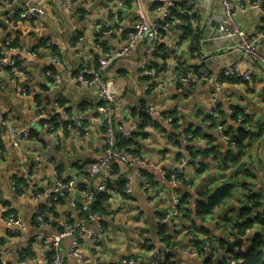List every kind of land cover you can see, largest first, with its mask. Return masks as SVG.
<instances>
[{"label": "crops", "instance_id": "crops-1", "mask_svg": "<svg viewBox=\"0 0 264 264\" xmlns=\"http://www.w3.org/2000/svg\"><path fill=\"white\" fill-rule=\"evenodd\" d=\"M6 1L36 6V0H0V49L4 51L12 41L18 52L10 58L29 77L27 81L15 77L0 57V107L7 121L0 125V192L4 200L0 216L6 209L26 225L20 237H13L0 221V264H47L49 248L38 245L22 254L20 250L35 239L53 240L67 226L82 220L69 195L50 209L49 226L38 228L34 217L47 201L33 194L20 195L12 184L18 178L35 192L43 188L45 180L54 183L58 168L62 180L78 187L76 195L87 184H100L89 170L108 144L105 115L99 110L101 93L96 86L78 85L75 77L83 67H98L105 53L123 51L139 21L159 23L172 4V21L160 26L156 49L148 40H141L102 76L115 95L112 115L116 130L131 133L118 146L128 142L130 147L123 149L127 154L153 166L146 171L152 191L142 188L127 164L117 162L115 176L129 179L133 194L128 197L120 190L109 194L103 221L88 222L86 228L93 238L84 239L81 248L87 260L102 264L126 259L145 264L160 253L167 255L168 264H207L206 259L185 257L183 250L196 249L208 239L234 242L229 230L244 222L240 211L247 204L246 196L250 191L264 195V68L243 56L236 39L220 35L219 27L225 21L221 1L192 0L188 6L185 0H71L68 8H62L59 0H48L45 23L37 27L5 21L14 8ZM231 5L237 23L249 37L264 34V14L251 8L264 9V0H232ZM239 5L246 6V11L241 12ZM177 19L186 25L181 27ZM256 48L264 57V40ZM53 56L60 57L66 68L56 65ZM233 67L241 73L251 72V81L222 79L218 95L207 81L181 83L193 70L205 68L218 78ZM48 72L60 79L59 85ZM168 118L171 123L166 122ZM207 121L214 127L207 128ZM46 123L54 131L46 129ZM219 126L224 132L217 131ZM12 128L26 134L18 148L10 135ZM244 128L257 135L239 144L244 150L236 161L230 146H237L234 136ZM187 135L192 137L186 142ZM179 167L183 184L175 189L172 179ZM236 182L238 193L205 222L197 218L183 221L177 216L180 213H174L177 196L189 192L195 203L200 193ZM258 212H264V200ZM161 221L167 223L168 249L159 240ZM258 231L243 237V250ZM72 242L73 236L66 238L62 250L67 252ZM231 254L219 245L211 264L229 263ZM64 264L83 263L68 256Z\"/></svg>", "mask_w": 264, "mask_h": 264}, {"label": "built area", "instance_id": "built-area-1", "mask_svg": "<svg viewBox=\"0 0 264 264\" xmlns=\"http://www.w3.org/2000/svg\"><path fill=\"white\" fill-rule=\"evenodd\" d=\"M48 0H36V6L34 7H23L21 5H16L15 2L6 1L7 4L14 6V8L7 14L5 21H10L12 23L23 22L37 26L39 23L43 22L46 17V4ZM192 0H185L186 5H190ZM224 9L225 21L219 27V33L222 37L228 39H236L239 42L238 49L242 52L243 56L251 59L255 63L259 64L264 68V57L261 56L256 48L257 42L259 40H264V34H259L257 38L249 37L239 26L235 17V10L231 5L232 0H220ZM59 3L62 8H68L71 0H59ZM172 7L163 12V16L160 18L159 23H150L147 20H143L144 24L138 25L134 33L127 37L126 46L123 48V51L118 53H105L104 57L100 60L98 67H83L82 70L75 77V81L80 86H96L101 93V104L99 110L104 113L103 122L106 126V132L108 134V144L104 150L103 156L101 159L93 162L89 170L90 177L93 179H100V184L96 187L90 185L83 186L80 190V194L76 195L78 187L74 186L72 182H66L59 177L57 170L54 172V183L51 185L49 180H45V184L42 189L35 192H31L28 187L25 185L18 186L17 183L12 184L14 190H21L22 195L33 194L37 199H45L47 201V206L40 208L35 217L34 221L38 228L44 229L49 226L48 218L50 216V209L57 204L62 198H65L69 195H72L71 206L82 215V220L75 225H69L66 228V231L59 234L53 240L46 239H35L32 243H28L26 246L20 250V254L25 251L30 250L31 248L43 245L49 248L51 254L46 259L47 264H64L68 256H74L83 264H102L101 261L91 262L86 259L85 252L81 248L82 241L86 238H93V235L89 233L86 228L88 222L97 221L101 224L104 219L103 213H98L93 209V206L96 204L97 197L100 194H113L118 193L116 191L120 190L123 187V191L119 193H124V195L130 197L133 194V186L129 179L120 178L115 176L114 167L117 162H122L127 164L129 168L133 171L134 175L139 179V182L142 188L152 191L150 181L144 176V172L153 167L149 162L142 159L139 156L129 155L124 150L120 149L118 146V141L127 140L131 133L124 131L122 128L116 130L114 121H113V106L116 102L115 95L112 89L103 82L102 76L104 73L111 68L115 62L120 58H123L130 54L131 50L136 46V44L141 40H148L153 45V50L156 49V42L159 37L160 26H167L169 20L172 16V10L175 7L174 4ZM253 9H257L262 14H264L263 6H251ZM159 11H162V7L157 8ZM239 10L241 12L246 11V6L239 5ZM144 19V17L142 18ZM177 23L181 24V20L177 19ZM49 46V45H47ZM52 46L50 45V48ZM4 51L0 49V57L2 63L6 66L11 67V73L15 77L22 78L23 80H28V74H26L22 69L18 68L13 60H11V54L18 52L12 41H9L5 45ZM35 57V55H33ZM53 62L58 65L60 68H66V64L58 56H53ZM149 76H155L154 71H148ZM48 77L55 81L56 85L60 84V79L55 76L53 73L48 72ZM220 77V79H218ZM217 77L213 75L205 68H200L198 70L190 71L181 79V83L184 85H192L195 83H200L202 81L209 82L211 88L218 95L221 93V83L222 79H231V80H244L251 81L252 74L251 72L241 73L237 67L228 68L222 74ZM43 118V115L40 116ZM167 123L172 121L168 118ZM0 125H7L5 114L0 107ZM207 128H213L214 124L210 121L205 122ZM44 127L48 130L54 131V126L50 123H46ZM249 128V126H248ZM220 132H224V128L219 126L216 128ZM11 137L15 138L14 147H20L19 144L22 142V135L25 137L26 134L22 133L20 130L11 129ZM192 136L187 135L186 142L191 139ZM232 152L235 156L240 155L239 149L234 145L230 146ZM182 173V167L176 168L174 176L172 179V184L175 189H178L179 186H182L183 183L180 182L177 174ZM0 201L3 202V194L0 192ZM175 210L174 213L177 214L176 208L179 205V196L174 199ZM181 215H179L180 217ZM0 221L8 227L9 234L13 237H20L24 232L26 225L23 220L17 217L14 213L3 215L0 218ZM166 221L159 222L157 226L158 229ZM73 236V242L71 247L67 252L62 250L63 241ZM164 236H160L159 240L164 245V248L168 249V246L164 244ZM210 250V243L205 242L204 246L201 249L187 248L183 251V255L188 258L201 260ZM3 264H7L2 261ZM113 264H139L134 259H126L115 262ZM145 264H168V259L166 254L160 253L159 257L150 263L146 262ZM229 264H238L236 261H229Z\"/></svg>", "mask_w": 264, "mask_h": 264}, {"label": "trees", "instance_id": "trees-1", "mask_svg": "<svg viewBox=\"0 0 264 264\" xmlns=\"http://www.w3.org/2000/svg\"><path fill=\"white\" fill-rule=\"evenodd\" d=\"M172 21V19H169ZM249 135L247 134L245 128L238 131V133L234 136L237 141L234 143L237 145L236 147L240 151L239 156H235L232 152V148L230 147L232 157L236 161L242 156L244 146L241 145L242 141L247 140ZM128 145V146H127ZM120 149H128L129 144L128 142L123 143L119 146ZM60 176V170L57 169ZM144 176L147 178L146 171L144 172ZM179 180H183L181 175L177 174ZM181 177V178H180ZM148 179V178H147ZM149 180V179H148ZM17 181V185L20 186L24 181L18 178H15ZM16 183V182H15ZM187 187L184 184L185 188ZM123 187L120 188V191H123ZM236 190H238V183H231L223 186L221 189L212 192H204L200 193L198 196V200L194 203V195L190 194L189 192L185 193L184 195L179 197V205L176 208V211L181 215L179 218L183 221H189L190 219L197 218L200 222H205L207 217H209L217 208H222L230 203V200L233 199ZM18 193L22 195L21 190H18ZM110 200L109 194H100L97 197L96 204L93 206V209L98 213H105L106 212V204ZM247 204L249 208L243 207L240 211V218L244 220L243 223H236L233 228L229 231L232 233V236L235 239L243 238L247 235L248 232L255 230L257 228L260 229L253 237L251 242L249 243L248 247L243 250L242 245H238L233 250H229L230 242L228 240L220 241L218 239H208L202 242L196 249H201L205 242L208 241L210 243V250L208 254H206L201 260L206 259L207 264H211L212 260L217 255V248L220 245V249H227L231 254L232 261H236L238 264H264V212H258V209L261 206V201L264 200V195L256 194L252 191L246 196ZM195 205V209L192 206ZM172 219V218H171ZM174 220V219H172ZM167 231V223H164L161 228L158 229V236H164V243L169 242V237L166 236ZM235 240V241H236ZM231 251V252H230ZM222 264H229L224 262Z\"/></svg>", "mask_w": 264, "mask_h": 264}, {"label": "water", "instance_id": "water-1", "mask_svg": "<svg viewBox=\"0 0 264 264\" xmlns=\"http://www.w3.org/2000/svg\"><path fill=\"white\" fill-rule=\"evenodd\" d=\"M4 132V130H3ZM247 134L250 136V140H253V138L257 135L256 132H254L253 130L251 129H248L247 131ZM197 201V199H195V202ZM245 207L249 208V205H246ZM246 241L245 239L243 238H240V239H237L236 241L230 243L229 245V250H233L235 247H237L238 245L240 244H244ZM165 251V250H164Z\"/></svg>", "mask_w": 264, "mask_h": 264}, {"label": "rangeland", "instance_id": "rangeland-1", "mask_svg": "<svg viewBox=\"0 0 264 264\" xmlns=\"http://www.w3.org/2000/svg\"><path fill=\"white\" fill-rule=\"evenodd\" d=\"M21 23H23V22H21ZM43 23H45V21H43V22H41V23H39L37 26H39V25H42ZM145 22H143V20H141V21H139L137 24H136V27L138 26V25H141V24H144ZM29 25H31V24H29ZM186 24L185 23H183V22H181V24H180V26L181 27H184ZM31 26H34V25H31ZM37 26H35V27H37ZM135 30H136V28H135ZM49 43H45L44 45L46 46V45H48ZM51 45V44H50ZM218 131V130H217ZM218 132H220V131H218ZM220 133H222V132H220ZM176 171V170H175ZM236 193H238V190H236V192H235V195H236ZM4 201V200H3ZM230 202H231V200H230ZM0 204L3 206V202H1L0 201ZM2 212H3V215H7V214H10V213H13V212H11V211H7L6 209H2ZM15 214V213H14ZM3 215H1V216H3ZM16 215V214H15ZM1 216H0V218H1ZM18 217V216H17ZM19 218V217H18ZM231 219H233V218H231ZM205 241V240H204ZM203 241V242H204ZM207 242V241H206ZM186 250V249H185ZM184 251V250H183Z\"/></svg>", "mask_w": 264, "mask_h": 264}, {"label": "clouds", "instance_id": "clouds-1", "mask_svg": "<svg viewBox=\"0 0 264 264\" xmlns=\"http://www.w3.org/2000/svg\"><path fill=\"white\" fill-rule=\"evenodd\" d=\"M165 244V243H164ZM165 251H167L166 249H164Z\"/></svg>", "mask_w": 264, "mask_h": 264}]
</instances>
